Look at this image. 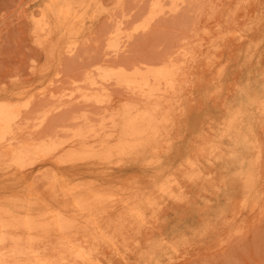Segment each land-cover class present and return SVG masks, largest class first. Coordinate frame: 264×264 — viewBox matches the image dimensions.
I'll return each mask as SVG.
<instances>
[{
    "label": "rangeland",
    "instance_id": "1",
    "mask_svg": "<svg viewBox=\"0 0 264 264\" xmlns=\"http://www.w3.org/2000/svg\"><path fill=\"white\" fill-rule=\"evenodd\" d=\"M70 1L82 7L57 26L50 14L48 29L41 11L49 0H0V101L19 117L11 147L48 136L56 143L22 163L0 144V200L31 190L39 208L63 203L65 188L103 194L98 211L107 221L94 230L110 234L107 222L119 218L128 229L113 242L95 240L98 264H264V0H182L173 10L164 0L145 29L152 0ZM163 62L175 65V87L161 84L149 100L99 68ZM126 103L165 112L157 138L98 156L102 143L116 142ZM78 127L90 128L84 138L95 155L67 159ZM133 201L139 220L128 213Z\"/></svg>",
    "mask_w": 264,
    "mask_h": 264
},
{
    "label": "bare ground",
    "instance_id": "2",
    "mask_svg": "<svg viewBox=\"0 0 264 264\" xmlns=\"http://www.w3.org/2000/svg\"><path fill=\"white\" fill-rule=\"evenodd\" d=\"M161 1L164 0L151 1V7L150 4L148 6L150 7V12L147 14L148 18L145 15L148 20H144L145 22L141 24L143 28L148 26V22L150 20L152 21L151 18H155L156 15L163 11V3L165 2ZM165 1H167L166 5H168L169 1V6H167L168 9L173 10L182 0ZM123 2L124 0H116V4L119 7L123 6ZM166 5H164V7ZM75 6L82 7V4L72 5L70 0H49L46 8L41 11L44 26L49 29L48 18L50 14L55 17L54 26L61 25L60 23L70 18L72 14L71 11ZM113 26L117 31L118 27L116 25ZM113 38L115 40L117 36ZM126 39H128V37ZM110 42H107V47H105L107 49L108 46L116 48L115 44ZM75 46L74 42L70 43L69 50H72ZM109 52H111V48ZM111 53L114 54L113 50ZM161 63L162 62H160L159 66H161ZM109 66H105L106 68L104 69L103 66L99 67L102 68L103 71L101 76L107 79L113 78L117 83L121 82L124 86L126 85L130 87V89H134L133 92L136 91L137 87V91L139 90L140 95L144 96L147 100L154 97L160 91L159 85L161 84L165 90H173L175 87L174 80L177 71L174 68L175 65L173 66L169 62H163L162 67L159 69L155 68L156 66L152 68L147 67L145 69L147 65H142L143 67L140 66L141 69H138L139 67L137 68L135 65L134 69L130 68L132 70L127 71L128 69L125 70V67L122 65H117V69H115L117 66L114 69H112L114 66H112V68H109ZM98 76L97 78H99ZM107 79L106 81L109 82ZM110 81L113 82L112 79H110ZM88 99H90V97ZM116 115L118 120L115 126V131H117L118 134L116 142L114 144L102 143L100 146L102 148V153L98 155L100 157L104 158L113 153L121 154L124 153L126 149L134 148L135 146H152V140L157 138L156 136L159 134V123L165 120L164 111L162 113L160 112V115L157 116L156 105H154V103L144 105L142 108H137L135 104L126 103L123 109ZM46 116L47 112L44 111L39 121H43ZM80 117L82 120L85 119L84 114H81ZM18 120V111L15 110L13 105L7 101H0V144L3 142L8 144L4 154L11 159L12 163L28 161L38 153L49 152L56 146V143L51 140L52 136H48L47 139H40L38 142L22 140L19 141L16 146L11 147V140L16 138L14 136V129L17 128L16 124L19 123L17 122ZM236 120L237 116L234 115L233 118L226 123L227 129H229L227 130L228 132H230ZM76 125L78 126V124ZM89 131L90 128L85 127H78L73 131L75 143H77L78 147L77 149L74 148L68 151L65 158L70 159L74 156H78V151H86L87 155H95L87 144V140L84 138L89 134ZM55 185L56 179H50V192L54 190ZM74 190V188H65L62 192L63 203L55 207L45 202H43L39 208L36 207L34 205V203H36L34 199L35 195L31 190L26 192V196L18 195L10 198H2L0 200V264H98L96 262L98 250L96 245H93V243H96L95 240H97V242L102 240L113 242L116 235L122 234L119 230L127 227L121 224V218H119L118 220L107 222V229H112L110 234L104 233L99 229L95 231L96 221H107L98 211L99 205L103 202L104 195L94 189L84 193L74 192ZM157 190L162 193L167 192V186L160 185ZM137 201L139 202V199H137ZM146 202L147 204L150 203L149 200H146ZM133 203L134 204L129 207L128 213L133 215L136 220H139L141 219L142 212L137 202L133 201ZM62 209H67L69 213L63 212ZM81 218L84 223L77 226L76 220ZM128 226L130 228L135 226V224L131 223ZM87 230H92L94 232H89ZM50 238L55 239L54 243L50 244L48 242Z\"/></svg>",
    "mask_w": 264,
    "mask_h": 264
}]
</instances>
